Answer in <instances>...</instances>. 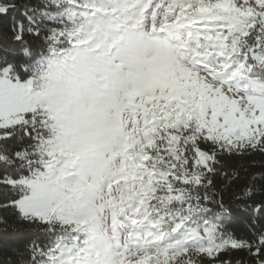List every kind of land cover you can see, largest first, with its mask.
Returning a JSON list of instances; mask_svg holds the SVG:
<instances>
[{"label":"snow or ice","instance_id":"1","mask_svg":"<svg viewBox=\"0 0 264 264\" xmlns=\"http://www.w3.org/2000/svg\"><path fill=\"white\" fill-rule=\"evenodd\" d=\"M43 3L45 17L33 8L21 13L26 27L13 15L17 0H0L12 38H39V18L54 25L50 52L75 46L79 5ZM138 7L137 23L163 36L167 55L117 107L116 164L100 188L97 170L77 167L90 141L57 143L46 134L50 117L31 99L40 61L0 55V164L19 174L0 180V209L14 217L10 224L0 216V224L13 231L33 225L47 237L43 246L33 240L20 264H67L98 210L109 213L114 230H129L118 264H241L234 259L240 252L264 264V165L242 176L248 166L230 164L264 156V0H138ZM23 55L33 56L28 48ZM45 172L58 173L67 195L43 193ZM235 209L249 214L250 237L228 227Z\"/></svg>","mask_w":264,"mask_h":264},{"label":"clouds","instance_id":"2","mask_svg":"<svg viewBox=\"0 0 264 264\" xmlns=\"http://www.w3.org/2000/svg\"><path fill=\"white\" fill-rule=\"evenodd\" d=\"M97 6L108 14L82 27L75 46L63 43L56 52L47 49L37 59L40 63L34 71L31 99L49 115L46 134L57 143L74 138L90 141L77 167L97 170L96 187L100 188L116 164V109L132 83L163 59L167 50L163 36L137 23L138 0H97ZM57 174L45 172L40 177L42 191L50 200L67 195L64 183L56 180ZM108 215L98 210L96 219L82 231L94 237L98 226L114 251L116 231Z\"/></svg>","mask_w":264,"mask_h":264},{"label":"trees","instance_id":"3","mask_svg":"<svg viewBox=\"0 0 264 264\" xmlns=\"http://www.w3.org/2000/svg\"><path fill=\"white\" fill-rule=\"evenodd\" d=\"M87 2L90 1L72 0V3L70 5H67L68 7H72L73 5L77 4L79 5L75 6L73 10L78 14L77 21L81 25L98 17V13L93 12L91 8L89 9V11H92V13L83 8L91 7V5ZM17 3L20 5V7L13 13V15L17 20L24 21L26 27L28 26V21L21 14L25 11L26 8L36 9L37 13L42 11L40 14L41 17L47 16V13L43 12V10H46L43 0H17ZM29 14L31 15L32 13ZM37 23L40 24V27L42 29L40 37L37 38L32 35H26V43L22 44L21 42H17L12 38L14 33L12 31L11 18L4 19L3 17H0V55L7 54L9 57L14 56L18 62L35 60L41 57L48 49L46 40V37L48 35V28L54 27V25L48 23L47 21L41 22L39 18L37 20ZM45 25H47V27H45ZM24 48H28L32 52L33 56L29 58L24 57ZM253 160L258 162L255 166H252ZM240 163L248 166L247 173H245L243 169H240L241 175H249L253 172H258L261 170V165H264V156L255 154L251 157L242 158V160L238 158L237 160L230 161L231 166L238 169ZM6 175L17 178L19 174L14 168H7L4 165L0 164V180H2ZM3 187L4 186L0 185V193H2ZM0 198H2V195H0ZM5 215H7L8 222L11 224L14 217L0 209V216ZM248 216L249 214L241 212L240 209H235L233 219L227 220L226 223L228 224V227L238 235H247L250 237L251 233L248 232V229L246 227V223H250ZM35 227L36 226L33 225L19 224L17 225L18 230L13 231L11 227L7 228V230H4L5 226L3 224H0V264H5V261L9 257H11L13 264H20L21 259L25 261L29 260L30 253L28 252L27 246L33 240L37 241V243L41 244V246L48 243L47 237L39 229L32 230ZM137 231H143V229L138 228ZM127 234L129 235V233ZM128 235H126L125 237L126 242H128ZM118 239L120 240V238ZM13 249H16L18 251L13 252ZM77 250L78 247H75L73 252H76ZM21 254L23 255L21 256ZM115 257L116 255H114V251H111V264H114ZM234 259L241 260V264H251V257H249L245 252L238 253L236 256H234ZM149 264H151V261H149Z\"/></svg>","mask_w":264,"mask_h":264},{"label":"rangeland","instance_id":"4","mask_svg":"<svg viewBox=\"0 0 264 264\" xmlns=\"http://www.w3.org/2000/svg\"><path fill=\"white\" fill-rule=\"evenodd\" d=\"M90 2H87L91 5V7H83L84 9L91 8L93 12L98 13V17L107 15V10L100 8L97 6V0H87ZM92 13V11H89ZM92 21V20H90ZM90 21L87 23H83V27L86 26ZM109 214V213H108ZM108 221L110 222L112 228H113V219L110 215H108ZM114 230V229H113ZM116 240H117V248L114 250V255L116 257L114 258V264H118L119 259V253L126 245V235L129 233L128 228H117L116 230ZM97 235L94 237H88L85 235V233L82 231L79 235V242L76 247H78V250L76 252L74 251V248L71 250L69 255L66 257L67 264H111V245L108 243L107 238L105 235L99 232V228L97 226ZM123 237V244L120 243V240L118 238Z\"/></svg>","mask_w":264,"mask_h":264}]
</instances>
